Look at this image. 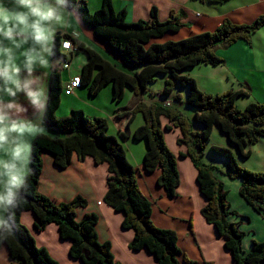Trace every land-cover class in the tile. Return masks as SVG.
Masks as SVG:
<instances>
[{"label": "trees", "instance_id": "1", "mask_svg": "<svg viewBox=\"0 0 264 264\" xmlns=\"http://www.w3.org/2000/svg\"><path fill=\"white\" fill-rule=\"evenodd\" d=\"M207 1L225 4L231 0ZM74 2L79 6L81 22L91 27L95 37L107 44L131 72L119 69L70 35L56 37V58L64 57L60 52L62 41L70 39L77 47V53L82 52L87 57L79 78L80 87H87L90 96L96 97L106 86H112L115 102L122 101L126 90L134 93L137 105L117 115L120 134L124 138L133 137L146 142L144 168L147 172L161 171L158 183L169 198L177 195L181 179L177 157L165 140V130L171 128L163 126L162 118L179 128L181 138L178 143L187 149L181 155L192 160L198 171L201 193L207 199L202 215L226 240L225 246L236 264L263 263L264 242L254 240L251 251L245 252V233L237 223L229 220L235 212L231 210L228 191L219 174L232 180L241 179V196L258 213H264V172L242 167L228 147H211L215 156L226 159V171L206 163L204 157L216 125L238 149L241 158L251 157L252 151L247 148L264 138V102L239 108L237 99L247 95L246 92L206 94L185 72L200 64L221 65L223 60L216 53L220 46L229 47L239 41L251 43L252 36L264 28V14L251 24H237L226 18L215 31L179 41L158 42L167 34L178 33L183 28L182 14L173 12L167 21L161 22L157 9L153 8L150 20L128 22L127 13L116 11L112 0H104L96 12H91L84 1ZM160 77L165 78V87L159 94V102L147 104L139 99L149 94V87ZM176 88L186 89L187 98L184 101L182 95L177 94L172 106H165L164 102L169 101ZM62 94L61 75L55 69L50 76L49 101L44 119V126L51 134H38L33 139L27 187L22 191L19 208L14 210L13 231L6 238H0V250L6 247L11 261L17 264H59L46 248L37 245L30 230L22 223V213L30 211L37 219L38 230H44L49 224L58 226L61 239L71 241L70 256L73 259L83 264H121L115 259L111 243L99 239L98 215L88 214L81 222L77 221V209L87 205L85 199L77 197L71 202L56 203L39 191L43 154L53 155L55 164L61 168L68 167L76 154L81 160L91 157L97 165H108V192L104 201L124 214L123 228L134 231L129 248L147 250L155 256L158 264H181L177 233L154 224L152 203L139 187L137 170L128 160L124 146L116 136L108 133V121L88 117L82 110H73L70 116L58 118L56 113ZM180 104L195 111L194 117L187 116L178 107ZM137 114L143 115L145 124L133 132L131 125ZM197 127L200 130H196Z\"/></svg>", "mask_w": 264, "mask_h": 264}, {"label": "crops", "instance_id": "2", "mask_svg": "<svg viewBox=\"0 0 264 264\" xmlns=\"http://www.w3.org/2000/svg\"><path fill=\"white\" fill-rule=\"evenodd\" d=\"M78 1H84L91 12H96L102 7L104 0ZM112 2L116 11L127 13L128 22L150 20L153 8L157 9L158 18L161 22L167 21L173 12L182 14L183 28L178 33L167 34L158 42L179 41L192 35L215 31L226 18L237 24H251L264 14V0H231L225 4L211 3L207 0H112ZM74 31L75 35L73 34ZM58 35L74 37L76 42L94 49L104 58L117 65L119 69L131 72L129 67L123 64L121 58L107 44L95 37L93 29L82 22L76 24L73 29L58 33ZM60 52L64 57L56 58L59 62L58 66L49 70V76L45 81L49 93L51 73L57 69L61 75L63 94L60 107L56 113L57 117L65 118L70 116L73 110H82L88 117L103 118L108 121V133L121 141L128 160L137 170L139 187L152 203L154 224L159 228L173 230L177 233L178 246L181 250V255H179L181 264H236L231 252L225 246L226 240L218 235L216 228L209 224L202 215V209L207 205V199L201 193L197 181L198 171L192 160L181 155L187 152L186 147L178 143L181 138V130L171 126L168 119L162 118L163 126H170L171 128L165 130V140L170 150L177 157L181 179L177 188V195L174 198H169L166 190L158 183L161 171L147 172L144 168V156L147 151L146 142L137 141L133 137L124 138L120 134V122L117 115L120 112L132 110L137 105V97L130 90H126L122 101L115 102L112 86L104 87L96 97L90 96L88 88L83 86L71 94L66 93L65 84L69 80L81 76L82 68L87 63V57L82 52L71 53L61 49ZM216 53L223 60L221 65L200 64L185 74L192 78L195 77L197 84L211 94L228 91L246 92L247 95L237 99L239 108H245L250 103L262 102L264 100V48L258 50L253 43L238 42L229 47L217 48ZM65 59L71 64L68 70L63 68ZM159 79H161L158 86L160 89H151L150 86L149 94H144L139 99L147 104L159 102L158 95L165 87V78L160 77ZM176 89L177 94H183V99L184 97L187 98L186 89ZM148 95L150 100L146 101ZM168 100L173 102V97L170 96ZM178 107L187 116L194 117L195 111L186 105L180 104ZM144 124L143 115H137L133 120L131 129L134 132ZM42 127L44 130L39 134H49L44 123ZM197 129L200 130L199 127ZM216 133L220 135H217L219 143L217 145L211 140L210 148L216 145L233 147L227 136L220 131L218 125L215 126L212 136H215ZM205 157L206 163L209 162L208 164L226 171V163L220 162L221 165H219L218 161H207ZM245 160L241 158L240 161H242L243 166L247 167L243 163ZM108 177V165H97L91 157L81 160L78 155L74 154L71 164L66 168H61L55 164L53 155L44 153L39 191L56 203L71 202L77 197L85 199L87 205L77 209V221L81 222L88 214L98 215L97 232L99 239L101 242L111 243L115 259L119 263L158 264L155 256L147 250L134 251L129 248V244L135 235L134 231L123 228L124 214L117 212L104 201L108 192ZM219 177L228 191L231 210L235 212L229 217V220L237 223L240 230L245 233L243 247L248 253L252 249L254 240L264 242V213H258L241 196V179L232 180L221 173ZM21 221L30 230L37 245L46 248L59 264H83L80 260L70 256L71 241L61 239L56 224H49L44 230H38L36 227L37 219L30 211L22 213ZM0 264H17L11 261L6 247L0 250Z\"/></svg>", "mask_w": 264, "mask_h": 264}, {"label": "clouds", "instance_id": "3", "mask_svg": "<svg viewBox=\"0 0 264 264\" xmlns=\"http://www.w3.org/2000/svg\"><path fill=\"white\" fill-rule=\"evenodd\" d=\"M80 22L74 0H0V238L13 231L32 140L44 130L57 34Z\"/></svg>", "mask_w": 264, "mask_h": 264}, {"label": "rangeland", "instance_id": "4", "mask_svg": "<svg viewBox=\"0 0 264 264\" xmlns=\"http://www.w3.org/2000/svg\"><path fill=\"white\" fill-rule=\"evenodd\" d=\"M239 42H245V41H239ZM238 43V42H237ZM237 43H235V44H237ZM245 43H247V42H245ZM251 43H253V45L255 46V48H257L258 50H261V48H264V28H262L261 30H259L256 34H254L253 36H252V39H251ZM248 44H250V43H248ZM262 44H263V47H262ZM234 45V44H233ZM232 46V45H231ZM220 47H222V46H220ZM220 47H218V48H220ZM218 51H219V49H218ZM216 52H217V49H216ZM198 72V71H197ZM195 78V77H194ZM160 82H161V79H159L158 80V84L157 83H154L153 84V86H151L150 88L151 89H160L158 86L160 85ZM198 87H199V89L202 91V92H204V93H206V94H210V95H220V94H224V93H226V92H221V93H218V94H211V93H208L207 91H205V90H203L199 85H198ZM214 91H218V90H214ZM159 93H161V91L159 92ZM177 93H178V91H177V89H175L174 91H173V93L170 95L171 97H175L176 95H177ZM183 95V94H182ZM159 96V95H158ZM157 96V97H158ZM150 96L148 95L147 97H146V101H149L150 100V98H149ZM156 97V96H155ZM160 98V97H159ZM158 98V100H160ZM184 101H185V97H184V99H183ZM264 102V100H262V102H254V103H263ZM126 103H128V102H126ZM131 103V102H130ZM124 104V103H123ZM119 105H121V104H119ZM137 115H140V114H137ZM136 115V116H137ZM47 128V127H46ZM47 132L49 133V134H51V132L48 130V128H47ZM220 134V133H219ZM217 135H218V133H216V135L215 136H212V139L211 140H213V142H215L216 144L217 143H219L218 141V139H219V137H217ZM218 136H220V135H218ZM120 141V140H119ZM121 142V141H120ZM218 145V144H217ZM229 148L234 152V155L236 156V159H237V161L239 162V164L242 166V167H244V168H246V169H248V170H252V171H256V172H258L257 170H259V171H262V172H264V139H263V141L262 142H260V143H258V144H256V145H250L247 149H249V150H251L252 151V155H251V157H249L248 159H246L243 163L244 164H246L247 165V167L246 166H243L241 163H242V161H240L241 160V157H240V155H239V153H238V151H237V148L233 145V147L231 146H229ZM205 154H206V160L207 161H210V160H215V161H218V163H219V165H221L220 164V162H224V163H226L227 164V162H226V159L225 158H223V157H218V156H214L213 155V153H212V151H211V148L209 147V145H208V147H207V149H206V151H205ZM209 163V162H208ZM225 164V165H226ZM215 166V165H214ZM226 167V169H227V165L225 166ZM220 169V168H219ZM223 171H225V169L223 170Z\"/></svg>", "mask_w": 264, "mask_h": 264}, {"label": "built area", "instance_id": "5", "mask_svg": "<svg viewBox=\"0 0 264 264\" xmlns=\"http://www.w3.org/2000/svg\"><path fill=\"white\" fill-rule=\"evenodd\" d=\"M61 50L68 51V52H71V53H76L77 52V47H75L73 45V43H72V41L70 39H64L62 41ZM70 66H71L70 61L65 59L63 68L65 70H68V69H70ZM80 85H81L80 78L79 77H75V78L69 80L65 84V91H66V93L71 94L75 90L79 89ZM164 105L167 106V107H171L172 106V102L171 101H166V102H164Z\"/></svg>", "mask_w": 264, "mask_h": 264}]
</instances>
